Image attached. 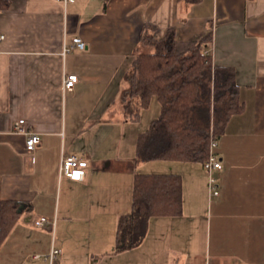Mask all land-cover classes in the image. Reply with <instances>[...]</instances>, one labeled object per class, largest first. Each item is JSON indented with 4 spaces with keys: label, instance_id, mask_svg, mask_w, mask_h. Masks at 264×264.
Listing matches in <instances>:
<instances>
[{
    "label": "crops",
    "instance_id": "crops-1",
    "mask_svg": "<svg viewBox=\"0 0 264 264\" xmlns=\"http://www.w3.org/2000/svg\"><path fill=\"white\" fill-rule=\"evenodd\" d=\"M145 27L156 40L210 36L213 65L235 72L243 108L216 137L219 196L201 162L135 161L162 110L156 97L147 109L133 99V117L123 109L136 56L153 51ZM74 37L84 50L68 51ZM20 120L42 138L35 152L14 132ZM69 155L88 160L84 181L62 175ZM152 166L162 172H144ZM149 174L181 177L182 212L152 217L142 243L117 252L135 178ZM8 202L20 217L0 264H264V0H0V208ZM42 217L51 223L38 228Z\"/></svg>",
    "mask_w": 264,
    "mask_h": 264
},
{
    "label": "trees",
    "instance_id": "trees-1",
    "mask_svg": "<svg viewBox=\"0 0 264 264\" xmlns=\"http://www.w3.org/2000/svg\"><path fill=\"white\" fill-rule=\"evenodd\" d=\"M107 2L108 0H104ZM197 4L200 0H180ZM145 27L142 43L152 52L136 56L129 75L130 88L124 93L123 109L129 117L139 108L147 109L156 97L161 114L138 137L136 162L156 160L205 162L210 141L223 131L231 116L242 111L235 72L213 65L204 41L179 42L174 29L156 40ZM212 128L216 129L212 132ZM182 179L173 174L137 175L133 209L119 219L116 251L138 247L147 234L152 217L182 212ZM20 215L17 204L0 208V246Z\"/></svg>",
    "mask_w": 264,
    "mask_h": 264
},
{
    "label": "built area",
    "instance_id": "built-area-1",
    "mask_svg": "<svg viewBox=\"0 0 264 264\" xmlns=\"http://www.w3.org/2000/svg\"><path fill=\"white\" fill-rule=\"evenodd\" d=\"M73 1V0H64ZM78 48L84 50L86 48V43L80 37L73 38V45L68 49ZM78 82V76L75 74L68 75L64 78L63 86L65 91H72ZM25 121L20 120L14 126V132L22 134L25 136L26 149L29 153L35 152L41 145L42 138L38 133L29 131L24 126ZM217 140L212 136L210 141V151L209 158L205 162L204 167L209 174V192L210 196H219L220 185L217 179V173L223 169L222 162L216 153ZM88 160L83 157H78L75 155L64 156L61 162V173L62 175L69 178L71 181L82 182L86 178V168L88 167ZM51 221L46 217H42L35 222L38 228L50 225ZM60 249L53 247L51 252L44 257L46 261L50 263L54 262L60 255ZM35 259L40 258V256H34Z\"/></svg>",
    "mask_w": 264,
    "mask_h": 264
},
{
    "label": "rangeland",
    "instance_id": "rangeland-1",
    "mask_svg": "<svg viewBox=\"0 0 264 264\" xmlns=\"http://www.w3.org/2000/svg\"><path fill=\"white\" fill-rule=\"evenodd\" d=\"M143 50H144V51H150V52H151V49H149L148 47H147L146 49H143ZM212 131L215 132L216 129L212 128ZM156 163H159V165H160V164H162L163 162H146V163H144L143 165L151 166V165H155ZM144 167H146V166H144ZM147 169H149V171H144V172H157V173H158V172H162V169H158L157 166H152L151 168L148 167Z\"/></svg>",
    "mask_w": 264,
    "mask_h": 264
}]
</instances>
